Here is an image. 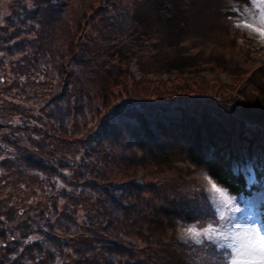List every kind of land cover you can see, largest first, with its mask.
Segmentation results:
<instances>
[{"label":"trees","instance_id":"obj_1","mask_svg":"<svg viewBox=\"0 0 264 264\" xmlns=\"http://www.w3.org/2000/svg\"><path fill=\"white\" fill-rule=\"evenodd\" d=\"M70 1L11 0L9 15L0 23V111L6 114L0 113V205L15 213L17 220L7 228L0 213V238L12 237L0 246V264H141L137 255L145 256L147 264L167 260L170 264L172 253L159 237L151 240L155 248L134 249L126 246L125 236L147 242L149 237L140 235L146 221L153 227L160 224L167 234L171 222L181 217L180 211L167 208L177 207L168 197H174L184 182L167 184L164 191L153 192L145 200L144 190L133 178H126V172L142 169L137 162L154 148L160 152L150 156L156 158L153 166L168 167L175 158L170 145L186 133L188 161L203 166L231 193L244 192V179L233 175L229 157L234 153L235 134L245 157L254 143L264 147V125L247 120L264 121L263 95L258 102L244 100L241 106L227 107L224 100L228 99L220 94L230 88L214 82L212 89L219 98L194 94L171 98L161 84L155 85L156 94L145 96L149 82L139 86L140 81L126 74L118 90H132L125 92L123 100L103 97L95 102L94 96L113 89L116 75L94 82L85 67L77 70L74 65L86 60L90 45L96 64L108 52L115 57L126 53L131 41L112 26L116 22L124 26L125 16L115 12L114 2L83 0V9L72 12ZM164 1L171 6L172 0ZM40 21H45L44 29L35 25ZM44 43L56 44L58 49L45 50ZM62 71L66 87L60 88ZM204 134L214 149L209 161L203 160ZM261 178L264 172L257 168L254 187ZM158 200L166 206H158ZM15 232L17 240L12 236ZM191 251L197 256L184 255L211 264L210 252Z\"/></svg>","mask_w":264,"mask_h":264},{"label":"rangeland","instance_id":"obj_2","mask_svg":"<svg viewBox=\"0 0 264 264\" xmlns=\"http://www.w3.org/2000/svg\"><path fill=\"white\" fill-rule=\"evenodd\" d=\"M106 1L108 4L113 5L117 3V11L115 12L122 13L125 16L124 26L119 27V22L112 23V26L120 29L122 35H124L122 38L131 42L128 44L129 46H126V50L128 51L124 54L122 53V56L115 57L112 53L108 52V54H105L104 61H100L99 64H96V61H94V57L92 56L93 47L90 45L91 49L85 53L86 60L80 59L78 63H75L74 66L77 70L78 67H85L86 71L90 72V79L94 82L103 83L104 80H107V74L116 75L113 89L111 88L112 92L109 93L111 90L109 87L103 96H94L95 102L103 97L113 102L123 100L122 97L125 92L132 90V88L125 91L118 90L123 81L122 78L126 74L130 75L132 80H140L139 86L141 82H149L147 90L143 91V95L145 96L146 94H156L158 88L155 85L161 84L163 92L172 93L171 98L191 96L190 94H194L195 96L203 95L201 96L203 99L207 98V96L219 98V93L217 94L212 89L213 83L218 82L223 87L230 88L228 92L220 94L221 99H228L224 100L227 107L234 108L241 106L245 104L244 100H249L250 103L258 102L261 99V94L264 99V70H262L264 67H261V64L264 63V42H261V38L257 34L234 27L240 18L236 15L233 7L239 6L243 9L246 4L244 0H172L171 6L167 5L164 0ZM5 2L6 0H0L2 6ZM83 5V0H71L68 4L72 12L78 7L83 9ZM3 14L4 7H1L0 20ZM133 18L134 20L136 19V23L133 21ZM40 19L43 20V18ZM93 21L96 24L99 23V21ZM42 22L45 21H40L35 25L40 29H44L45 26ZM51 26L55 27L54 22L51 23ZM60 26L63 30L66 25L62 22ZM52 27H50V30ZM56 27L60 31V35L65 38V31L62 32L58 25ZM84 42L87 44L86 41ZM140 43L145 47V51L139 46ZM47 44L44 43L45 50L58 49L56 44L52 46L49 43L51 47ZM62 54L61 60L64 61L68 52L66 51L65 54ZM176 67L181 69V71L171 70ZM139 71H141V75H138ZM71 73L72 70L67 73L68 78L71 77ZM63 78L62 71L59 74L60 81L58 82L60 88L63 86L66 87L61 82L65 80ZM206 87L210 89L206 90ZM258 90L259 94L257 93ZM165 95L166 97L171 96L167 93ZM86 100L90 101L87 98ZM147 109L150 111V107H147ZM0 113L3 112L0 111ZM89 120L86 119L85 121L88 122ZM247 120L264 123V121H258L256 118H249ZM176 126L181 127V123H178ZM150 127L152 131H155L154 127ZM185 134L181 135L180 138L174 139L173 142L175 144L170 145V149H173L175 158L168 167L158 166L156 168L153 166V160L156 158H150V156H155L160 152V150L158 151V149L154 148L149 153L145 152L140 161L137 162L142 166V169L135 171L132 168L128 173L126 172V178H133L132 180L144 190L142 195L145 200H148L153 192L164 191L165 185L178 181H197L202 188L208 187L207 181L204 179L203 169L193 168L189 164V161H187L190 155H186V148L190 143ZM170 137H173V135L170 134ZM164 148H169V145H164ZM257 148V162H264V147L257 146ZM252 149L253 147L251 145L247 151L251 158L253 155ZM129 151L134 155H140V151ZM236 154L230 160L234 159L236 162L243 160L240 158L239 151ZM205 158H208V156ZM175 161H177L176 164H174ZM247 163L251 166L250 162ZM229 166L233 170L237 168V163L232 161ZM240 197H238V203H240ZM242 197L259 200L261 197H264V184L263 189L251 192L248 195H243ZM168 198L170 199V197ZM139 204L138 201L137 205ZM156 204L158 206H166L161 204L159 200ZM2 205H0V213L10 217L11 221H13L12 224H17L14 221L16 219L14 217L15 213H7L4 210L5 207ZM175 205L177 206L174 207L175 210L181 213H188V207H182L177 203ZM240 206L243 207V204L241 203ZM167 208L172 209L171 207ZM145 213L147 215L149 212L146 211ZM156 215H154L153 219H155ZM234 215L237 219L242 217V213L240 212L234 213ZM171 224L170 230L165 234L167 241L168 239L170 241L164 248L172 252L175 261H180L181 256L177 253L176 247L174 246V223L171 222ZM147 227L148 222L146 221L142 229L145 230ZM160 230L159 224L154 229H150V232L151 234H155ZM175 232L177 233L178 239L182 241L177 229H175ZM140 235L142 237L144 236L143 233H140ZM125 241L127 247L134 249L156 247V244L150 239L144 242L130 235L125 236ZM137 256L136 259L141 264L148 263L145 256Z\"/></svg>","mask_w":264,"mask_h":264},{"label":"snow or ice","instance_id":"obj_3","mask_svg":"<svg viewBox=\"0 0 264 264\" xmlns=\"http://www.w3.org/2000/svg\"><path fill=\"white\" fill-rule=\"evenodd\" d=\"M233 10L240 18L234 27L255 33L264 42V0H247L243 9L234 6ZM233 173L242 176L249 187L256 183L254 168L248 163ZM204 179L208 187L196 189L203 193L200 205H188V212L196 218L191 223L178 221L180 239L210 252L211 264H264V197L241 196L238 203V194L218 184L209 173ZM237 212L242 213L240 219L234 215Z\"/></svg>","mask_w":264,"mask_h":264}]
</instances>
